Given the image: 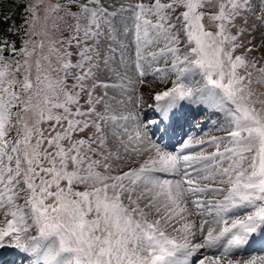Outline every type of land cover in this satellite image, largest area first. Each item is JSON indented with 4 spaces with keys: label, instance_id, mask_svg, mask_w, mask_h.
Masks as SVG:
<instances>
[{
    "label": "snow or ice",
    "instance_id": "6c2138e0",
    "mask_svg": "<svg viewBox=\"0 0 264 264\" xmlns=\"http://www.w3.org/2000/svg\"><path fill=\"white\" fill-rule=\"evenodd\" d=\"M262 48L264 0H0V264H264Z\"/></svg>",
    "mask_w": 264,
    "mask_h": 264
},
{
    "label": "rangeland",
    "instance_id": "374dc122",
    "mask_svg": "<svg viewBox=\"0 0 264 264\" xmlns=\"http://www.w3.org/2000/svg\"><path fill=\"white\" fill-rule=\"evenodd\" d=\"M144 2L147 3V2H149V0H144ZM258 42H259V36H258V34H257V43H258ZM260 52H261V53H264V48H262V49L260 50ZM252 55H260V53H256V52H254V53H252ZM142 91L145 93V97H146V99H147V94H148V92L150 91V89L147 88V87H145V88L142 89ZM147 102H148V103H152L151 100H148ZM144 107H147V104H145ZM147 108H148V107H147ZM150 114H151V113H150ZM200 114H205V112H202V113H200ZM149 117H150V115H149ZM149 117H148V118H149ZM203 119H204V118H203ZM208 130H209V129H208ZM222 134H223V133H221V132H219V131H216V130L212 127L211 131L208 132V135L205 136V137H203V138L207 139L209 135H222ZM246 258H247V256H246Z\"/></svg>",
    "mask_w": 264,
    "mask_h": 264
},
{
    "label": "bare ground",
    "instance_id": "6f19581e",
    "mask_svg": "<svg viewBox=\"0 0 264 264\" xmlns=\"http://www.w3.org/2000/svg\"><path fill=\"white\" fill-rule=\"evenodd\" d=\"M203 111V110H202ZM144 112H145V114H146V116H148L149 114H150V111L148 110V108L147 107H144ZM216 117V115H214V114H212V117ZM198 120V119H197Z\"/></svg>",
    "mask_w": 264,
    "mask_h": 264
},
{
    "label": "trees",
    "instance_id": "16d2710c",
    "mask_svg": "<svg viewBox=\"0 0 264 264\" xmlns=\"http://www.w3.org/2000/svg\"><path fill=\"white\" fill-rule=\"evenodd\" d=\"M16 19H17V21H18L19 18L17 17Z\"/></svg>",
    "mask_w": 264,
    "mask_h": 264
}]
</instances>
